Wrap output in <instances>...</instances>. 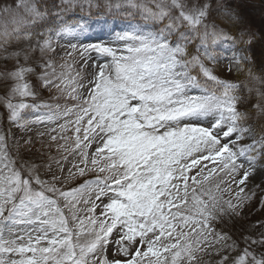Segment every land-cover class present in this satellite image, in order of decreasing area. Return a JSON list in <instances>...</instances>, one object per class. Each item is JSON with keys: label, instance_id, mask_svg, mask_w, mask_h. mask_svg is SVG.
Returning a JSON list of instances; mask_svg holds the SVG:
<instances>
[{"label": "snow or ice", "instance_id": "1", "mask_svg": "<svg viewBox=\"0 0 264 264\" xmlns=\"http://www.w3.org/2000/svg\"><path fill=\"white\" fill-rule=\"evenodd\" d=\"M58 7L135 10L155 30L131 25L110 44L87 45L84 64L93 51L104 62L85 79L71 64L57 71L51 58L53 38L82 31V23L38 30L52 14L40 0L0 6V264H209L205 256L264 264V232L241 246L217 229L238 205L223 200L220 183L214 192L211 179L238 173L241 159L252 172L264 167V47L253 49L240 17L220 0H60ZM221 44L232 48L227 71L234 68L236 80L217 74ZM45 89L64 103L40 100ZM32 123L55 124L50 131L59 129L65 142L58 150L79 151L83 167L63 176L60 160L28 155L31 137L10 143L5 124ZM97 141L90 155L81 151ZM202 161L213 167L190 175ZM88 171L94 179L65 187Z\"/></svg>", "mask_w": 264, "mask_h": 264}, {"label": "rangeland", "instance_id": "2", "mask_svg": "<svg viewBox=\"0 0 264 264\" xmlns=\"http://www.w3.org/2000/svg\"><path fill=\"white\" fill-rule=\"evenodd\" d=\"M97 2L102 5L104 0H97ZM113 2H115V0H113ZM6 3L11 4L13 3V0H0V6H3ZM59 3L60 0H40L41 7L47 9L52 14L47 17L38 30H44L46 27L58 23L75 25L77 22H80L84 25L82 31L78 30L75 33L66 34L62 37H54L52 46L55 48V53L51 54V58L57 66V71L61 70L60 65L71 64L74 65L73 71L75 72L76 70H79L85 79L89 78L90 74L95 70L92 67L94 63L104 62V58L99 57L98 54L93 51L85 53V56L88 58V63L85 65L80 53L87 45L101 43L110 44L117 32L131 30V28H129L131 25L144 24L145 31L155 30L151 24H146L141 19L140 14L135 12V10H128L133 12L132 16L123 13L117 14L115 12H109L104 7H94L90 11L87 8L84 11H81L79 8L72 11H61L58 7ZM220 3L223 8L228 9L240 17L239 27L246 30L249 35L253 37V49L259 52L261 48L264 47V0H220ZM56 13H59V15H56ZM213 15L216 16L217 12H214ZM221 18H223L222 13ZM71 45H76V48L73 49ZM69 52L72 53L71 56L68 55ZM217 52L220 53L217 74L223 79L236 80L238 77L235 73V69L233 68L231 73L227 71L229 60L232 55V48L228 44H221L217 48ZM256 70L259 71V68L257 67ZM239 78L243 79V76H240ZM54 95H57L55 89H52L51 91L45 89L39 92V99L52 104L64 103L63 99L58 101L53 100L52 97ZM254 101L255 97L253 96L252 102ZM41 111L46 110L42 109ZM26 118L34 120L35 116L29 112V114L26 115ZM70 119H74V117H70ZM63 122V120L58 121V123ZM204 126L208 125L205 124ZM5 127H11L13 140L10 141V143L14 144L15 140H20V142L23 143L24 139L31 137L32 144L25 147L31 148V152L28 153V155H30L32 159L37 162H48L49 157H55L57 160H60L61 165L64 168L63 176L68 175L69 169H72V171L76 170L73 168L74 164L83 167V165L80 164L81 156L79 151L69 152L64 151L63 149L58 150V145L64 144L65 142L59 139V136L61 135L59 129H57L56 132L50 131L52 128L56 127L55 124L32 123L27 130H22L18 127L7 124H5ZM63 134L71 138L67 141L68 146L71 147L74 141L73 133L68 131ZM52 135L58 136L57 141L53 142L51 140L50 137ZM247 142L248 141H243L241 143ZM97 145L98 141L93 142L90 147L82 148L81 151H86L90 155L95 151ZM61 157H66L67 159L63 160ZM238 163L244 164V168L238 173L225 175L218 171L211 179L214 192L215 184L220 183V187L223 189V200H230L234 205H238L236 213H229L228 215L223 216L221 222L217 224V229L227 233L238 242H241V246H243V237L252 236L258 238L259 234L264 232V167L258 163L255 171L252 172L244 159L239 160ZM205 165H207L206 168H204ZM52 167L57 175H61L58 166L55 163H53ZM212 167V162L202 161L199 166L192 169L190 175L195 174L201 168H204V174L206 175L207 171ZM245 170H249L251 174L245 183L241 185L239 184V180L243 176ZM41 171L43 173L46 170L42 169ZM96 174L97 173L93 171H88L85 176L81 177L77 175L68 180L65 187H76L85 180L94 179ZM221 177H223V180L226 181V183L220 181ZM44 178L47 179L48 176H45ZM241 188H243L242 193L240 192ZM238 193L239 196L237 195ZM216 194L221 195V193ZM97 211L99 212L100 209ZM204 259L208 261L209 264H215V261L219 259V257L205 256Z\"/></svg>", "mask_w": 264, "mask_h": 264}]
</instances>
